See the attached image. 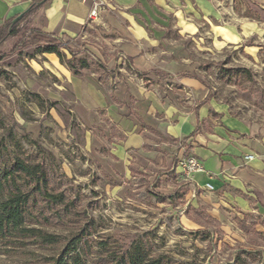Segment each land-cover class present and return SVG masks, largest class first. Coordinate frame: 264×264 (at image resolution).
Masks as SVG:
<instances>
[{
    "label": "rangeland",
    "instance_id": "rangeland-1",
    "mask_svg": "<svg viewBox=\"0 0 264 264\" xmlns=\"http://www.w3.org/2000/svg\"><path fill=\"white\" fill-rule=\"evenodd\" d=\"M232 9L221 13V25L232 37L214 35L213 47L199 44L190 50L188 69L203 80L206 97L217 110H209L214 122L234 117L259 134L264 132V0H232ZM27 27L37 28L29 21ZM86 29L85 37L58 40L75 58L94 64L96 49L106 55L109 50L101 29L91 23ZM18 39L9 37L0 44V143L10 157L31 156L61 175L62 189L79 199L85 214L49 225L41 215L34 216L33 225L59 235V243L21 250L0 247V264H49L84 226L89 234L81 240L86 264L109 262L128 244L139 245L146 258L163 256L171 264H264V217L233 206L216 210L198 196L176 162L179 173L168 170L159 179L155 170L132 161L128 165L108 152L86 155L79 138L92 128L58 99L57 81L35 45L16 47ZM107 67L115 66L109 61ZM187 102L189 107L199 100L190 96Z\"/></svg>",
    "mask_w": 264,
    "mask_h": 264
},
{
    "label": "crops",
    "instance_id": "crops-1",
    "mask_svg": "<svg viewBox=\"0 0 264 264\" xmlns=\"http://www.w3.org/2000/svg\"><path fill=\"white\" fill-rule=\"evenodd\" d=\"M32 1L0 0V24ZM90 1L47 0L28 17L31 26L57 38L85 37L90 23L102 30L109 55L101 47L93 52L102 70L74 74L54 53L39 54L57 81L58 99L92 128L79 138L84 153L108 152L155 170L159 179L168 170L177 175L178 158L194 155L204 172L189 179L204 202L264 217V132L234 117L214 122L209 110H217L203 80L188 69L190 50L213 47L214 35L232 37L221 25V13L233 12L232 0H104L93 21ZM109 61L115 67H107ZM190 96L199 102L188 107ZM247 154L254 158L245 160ZM206 183L212 191L204 190Z\"/></svg>",
    "mask_w": 264,
    "mask_h": 264
},
{
    "label": "trees",
    "instance_id": "trees-1",
    "mask_svg": "<svg viewBox=\"0 0 264 264\" xmlns=\"http://www.w3.org/2000/svg\"><path fill=\"white\" fill-rule=\"evenodd\" d=\"M46 1L33 0L16 23L11 24L13 17L0 24V44L9 37L19 36L16 47L18 44L35 45L39 53H54L74 74L83 68L102 70L104 67L99 60L90 64L85 58H75L54 35L27 27L28 17ZM62 47L71 58H66ZM6 150L7 147L0 143V247L21 250L27 245L51 247L58 244L59 235L48 233L41 226L36 227L32 219L41 215L45 225H49L64 222L72 215L85 214L84 210H79V199L62 189L63 177L48 169L42 160L28 155L10 157ZM89 226L87 223V228ZM88 235L85 226L81 227L79 232L69 237L57 255L50 258L49 264H86L82 256L85 243L81 240ZM99 244L106 247L103 242ZM121 248L116 250L117 258L109 262L104 260V264H171L163 256L144 257L139 245L128 244Z\"/></svg>",
    "mask_w": 264,
    "mask_h": 264
},
{
    "label": "built area",
    "instance_id": "built-area-1",
    "mask_svg": "<svg viewBox=\"0 0 264 264\" xmlns=\"http://www.w3.org/2000/svg\"><path fill=\"white\" fill-rule=\"evenodd\" d=\"M82 3H85L87 0H80ZM105 5L104 0H91L89 4V12L88 19L93 21L97 18L100 10L103 9ZM254 156L252 154H247L245 156V160H251ZM177 167L180 168V171L188 178H191V175L194 173H202L204 172V168L202 167L200 161L196 156H181L178 158ZM204 190L212 191L213 187L210 183H206Z\"/></svg>",
    "mask_w": 264,
    "mask_h": 264
},
{
    "label": "water",
    "instance_id": "water-1",
    "mask_svg": "<svg viewBox=\"0 0 264 264\" xmlns=\"http://www.w3.org/2000/svg\"><path fill=\"white\" fill-rule=\"evenodd\" d=\"M22 16H23V13L18 14L16 17L12 19L11 24L16 23Z\"/></svg>",
    "mask_w": 264,
    "mask_h": 264
}]
</instances>
